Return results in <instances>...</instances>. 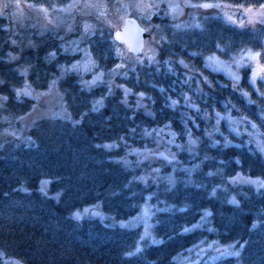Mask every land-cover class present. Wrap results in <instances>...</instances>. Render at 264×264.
Segmentation results:
<instances>
[{
    "label": "trees",
    "instance_id": "trees-1",
    "mask_svg": "<svg viewBox=\"0 0 264 264\" xmlns=\"http://www.w3.org/2000/svg\"><path fill=\"white\" fill-rule=\"evenodd\" d=\"M30 1L54 5L66 0ZM138 18L155 36L161 70L152 71L147 59H121L107 26L95 27L86 42L97 67L122 63L114 78L130 91L146 95L148 112L124 103L118 88L85 87L67 71L57 74L56 83L70 116H38L22 134L0 142V259L14 258L20 264H178V252L198 241L216 239L243 244L240 256L220 255L202 264H264V152L244 142L213 141L203 133L210 116L202 119L230 101L245 110L253 103H247L243 89L232 86L225 74L203 69L200 56L215 52L223 58L231 48H248L264 60V20L254 27H239L211 13L204 14L199 24L181 26L162 12ZM8 34L0 14V111L15 116L30 107L33 97H17V90L26 84L42 87L56 71L58 60L51 51L57 44L50 32L39 33L30 45L10 43ZM26 63L30 65L24 76ZM169 66L172 71L166 70ZM245 74L244 68L238 81L242 87L250 85ZM184 95L194 108L182 103ZM163 124L179 138L189 127L199 136L196 151L202 158L189 173H178L156 186L159 206L152 214V230L157 239L138 246L139 226L114 218L131 214L151 185L132 180L131 169L112 154L120 150L116 143L120 135L135 140L141 125ZM236 169L259 176L260 184L220 186L223 177ZM40 178L47 179L46 190L37 186ZM94 201L106 217L89 211L79 218L71 214ZM197 220L200 223L195 224ZM130 252L135 255H127Z\"/></svg>",
    "mask_w": 264,
    "mask_h": 264
},
{
    "label": "rangeland",
    "instance_id": "rangeland-1",
    "mask_svg": "<svg viewBox=\"0 0 264 264\" xmlns=\"http://www.w3.org/2000/svg\"><path fill=\"white\" fill-rule=\"evenodd\" d=\"M202 3L220 4L221 7L200 8L188 6L189 4ZM68 4H75V7L66 12L60 11ZM29 5L33 7H29ZM170 5L172 7H169ZM177 5L179 7H175ZM262 6H264V2L253 5L231 3L225 0H66L54 5L34 3L30 0H0V14L4 15L6 19L9 42L15 41L16 43L30 45L37 40L36 37L39 33L50 32L52 34L51 39L57 44L56 49L51 51V55L54 54L52 56L58 60L56 71L47 78L44 86L29 87L33 97L32 103L26 111L15 116H9L0 111V142L11 135L22 134L38 116H70L62 93L56 83L57 74L67 71L74 73L78 82L85 87L93 84H106L110 88H118L120 98L124 103L131 108L148 112L146 95L141 96V92L130 91L122 81L114 78L116 73L121 71L122 63L120 61L108 68H98L96 66L86 42L87 34L95 27L99 25L116 27L125 14L148 19L152 12L167 14L172 18L173 23L178 26L199 24L204 14L211 13L239 27H254L264 20V7ZM41 8L47 9V14L40 10ZM173 8H175V11H173ZM229 16L232 17L231 20L228 19ZM85 25H89L87 31ZM144 26L148 30L147 25ZM155 42L154 34L149 31V34L144 38L143 49L138 58L150 57L154 53L156 56ZM116 49L121 59L131 60L133 57L131 53L125 52L126 49L121 44H118ZM248 50L257 53L255 49L231 48L229 53L223 56V60L226 66L234 72L245 68V78L250 84L248 87H242L231 77H228V79L230 78L229 82L232 86L238 85L242 88V94H248L244 95L247 103L251 102L253 104H250L248 110H245L247 107H242L235 101H230L225 103L222 108L215 109L212 114H206L202 119L210 116L211 120L208 125L203 127V133L211 135L213 141L221 140L223 143L244 142L264 152L262 150L264 148V96L261 95V93H264V68H259V66L264 65V60L258 56L254 60L245 58L241 66L234 63ZM10 54V57L15 55ZM211 54V56L214 55L219 58L217 53L212 52ZM200 56L201 64L205 67L206 62L202 54ZM255 63L258 64L260 70H254L252 75H249V66H254ZM29 65V63L24 64V76L29 69ZM74 65L76 67H73ZM118 65L120 67H117ZM253 68L255 69V67ZM184 69L188 70L189 68L184 67ZM199 71L203 76V70L199 68ZM254 73L256 78L253 85L250 81ZM98 75L100 79L93 83L94 78ZM199 86L198 83L197 87ZM110 88H107V90ZM41 93H45V95H40ZM182 97L186 99L185 105H189L188 102L192 101L189 96L184 95ZM186 110L187 107L183 109V111ZM252 124H255L256 128H253ZM139 132L140 135L139 138H136L137 140L127 135H120L116 139V143L120 145V150L112 154L114 160L131 169L132 180L151 185L150 190L145 191L142 198L136 203L135 210L131 214L123 218H114L117 223L139 226L140 233L136 244L138 246L141 242L157 239L152 230V214L154 209L159 206L158 197L155 195L156 186L169 182L178 173H189L199 164L202 158V155H199L196 151L199 136L192 134L187 126L182 138L177 137L168 124L158 126L141 125ZM192 141H195V143H192ZM108 145L110 147L114 146L111 145V142ZM189 156L191 157L190 161L187 160ZM44 181H47V179L40 178L37 186L46 190L47 184L42 183ZM260 182L261 178L259 176L250 175L241 169H236L223 177L220 186L227 183L259 185ZM90 205L99 207L98 202L94 201L72 210L71 214L75 217H77V213H79V217L85 215L88 213ZM100 214L102 217H106L104 213ZM197 223H200V220L195 221V224ZM230 245H236V249H230L233 251L239 247L233 241L220 242L216 239L198 241L178 252L175 257L178 264H202L222 255L223 250ZM17 262L20 264L14 258L0 259V264H17Z\"/></svg>",
    "mask_w": 264,
    "mask_h": 264
},
{
    "label": "snow or ice",
    "instance_id": "snow-or-ice-1",
    "mask_svg": "<svg viewBox=\"0 0 264 264\" xmlns=\"http://www.w3.org/2000/svg\"><path fill=\"white\" fill-rule=\"evenodd\" d=\"M188 6L190 7H200V8H213V7H221L220 4H211V3H202V4H189ZM29 7H33L32 5H29ZM75 7V4H68L65 8H61L60 11H69L71 10L72 8ZM169 7H172L171 5ZM175 7H179V5L175 6ZM264 7V6H262ZM40 10L44 11L45 14H47V9H43L41 8ZM173 11H175V8H173ZM250 11V9H249ZM101 15H103V13H101ZM229 20L232 19V17H228ZM89 28V25H85V30L87 31V29ZM115 39L119 40L121 39V35L119 32L116 33V37ZM13 44H15L16 42L15 41H12ZM222 50V49H221ZM119 54V53H118ZM11 55V54H10ZM54 55V54H52ZM260 55V53H253L251 50H248L246 53L242 54L240 56V59L239 60H235L234 63L237 64V66H241L242 65V62L245 60V58H247L248 60H254L256 59V57H258ZM13 59H15V57H12ZM154 58H150V60H152ZM209 62L211 63H216V64H221L222 62L218 60V58L216 56H210L208 58ZM181 63L183 64V61H181ZM73 67H76L75 65ZM117 67H120L119 65ZM185 67H187V65H185ZM232 78L234 80H236L237 82L239 81V76L236 75L235 73H229ZM255 78H256V74L254 73L252 78H251V83L254 85L255 84ZM100 79V76H96L93 80V83L96 81V80H99ZM0 83H3V81H0ZM53 83H55V81H53ZM126 93H127V90H126ZM16 95L17 97L21 96V95H25V96H29V97H32L33 96V93L32 91L29 89V86L26 84L25 87L22 89V90H17L16 92ZM40 95H45V93H41ZM141 96H143V93L140 94ZM244 95H248L247 93H244ZM261 95H264V93H261ZM2 99L4 100H7V97H3ZM177 103V101L173 100L172 101V105L174 106L175 104ZM97 104H100V101H97ZM95 110V109H94ZM252 127L253 128H256V125L255 124H252ZM192 143H195V141H192ZM262 150H264V148H262ZM44 185H46L48 183V181H44L42 182ZM255 183V182H253ZM261 187H264V183L261 184ZM43 190V189H42ZM87 211V210H86ZM77 218H79V213L76 214ZM253 227H256V225L254 224ZM185 231H189V229H185ZM143 239V237H142ZM154 243L156 241H153ZM244 245L243 244H240L239 245V249L237 250H230V249H236V245H230L228 248L224 249L223 252L221 253L222 255H227V256H233V257H239L240 256V249H243ZM137 252L140 251L139 248L136 249ZM127 255L129 256H132V255H135V253H127ZM18 264V262H17Z\"/></svg>",
    "mask_w": 264,
    "mask_h": 264
},
{
    "label": "water",
    "instance_id": "water-1",
    "mask_svg": "<svg viewBox=\"0 0 264 264\" xmlns=\"http://www.w3.org/2000/svg\"><path fill=\"white\" fill-rule=\"evenodd\" d=\"M117 32H119L121 35V39L119 40L115 39ZM111 34L115 40L123 42L126 45L127 49H129L133 53H137L142 48L143 39L146 36L147 32L144 29V26L140 24V22L134 15L126 14L122 17L121 23L111 29ZM218 60L221 61L220 59ZM213 65L217 70L221 71L228 77L232 78L229 73L236 74V72H234L230 67L224 65L223 62L221 64L213 63ZM88 211L92 215L100 214V208L94 205H91L88 208Z\"/></svg>",
    "mask_w": 264,
    "mask_h": 264
},
{
    "label": "flooded vegetation",
    "instance_id": "flooded-vegetation-1",
    "mask_svg": "<svg viewBox=\"0 0 264 264\" xmlns=\"http://www.w3.org/2000/svg\"><path fill=\"white\" fill-rule=\"evenodd\" d=\"M124 16V15H123ZM122 16V17H123ZM135 16V15H134ZM122 17H121V20H122ZM136 17V16H135ZM137 18V17H136ZM138 19V18H137ZM121 20H120V22H119V24L121 23ZM118 24V25H119ZM108 27V26H107ZM145 27V26H144ZM109 29H110V33H111V29L112 28H114V27H108ZM149 34V31H148V33H147V35ZM146 35V36H147ZM111 36H112V34H111ZM145 36V37H146ZM144 37V38H145ZM113 38V37H112ZM114 39V38H113ZM115 40V39H114ZM118 44H121L122 46H124L125 47V49H126V51L125 52H129V53H131V56H133L132 58H131V60H134V61H140V60H142V59H147L148 61H150V65L152 66V71H154V72H156V71H158V69H162L163 67L162 66H160L159 64H158V62H159V60L158 59H156V56H155V53H154V55H152V56H150V57H143L142 59H139L138 57H140L139 56V54H141V51H142V49H143V45H142V48H141V50L139 51V52H137V53H133L132 51H130L129 49H127V47H126V45L123 43V42H121V41H117V40H115ZM143 42H144V40H143ZM210 56L209 55H207V56H204V60H205V62H206V64H205V67L204 66H202V68L204 67V69L206 68L207 70H210V71H213V72H221V71H219V70H217L215 67H214V65H213V63H211V62H209V60H208V58H209ZM219 57V56H218ZM150 58H154V59H152V60H150ZM218 59H220L223 63H224V60H223V58L222 57H219ZM224 65H226L225 63H224ZM253 67H255V69L253 68ZM98 68H100V67H98ZM98 68H97V70H98ZM249 68H250V71H249V75H252V73L254 72V70L255 71H258V70H260V69H262V68H264V65H261V67L259 66V68H258V64H254V66H249ZM253 68V71L251 70ZM167 69H169L170 71H172L173 70V67H171V66H169L168 68H166V70ZM222 73V72H221ZM237 73V75L239 76V78H240V76H241V74H242V70L240 69L239 71H237L236 72ZM228 77V76H227ZM125 84V83H124ZM187 97V96H186ZM182 103L184 104L185 103V99L184 100H182ZM188 104L191 106V107H195L196 105L193 103V101H189L188 102ZM185 105V104H184ZM185 107H183V108H181L182 110L184 109ZM187 111V110H186Z\"/></svg>",
    "mask_w": 264,
    "mask_h": 264
}]
</instances>
